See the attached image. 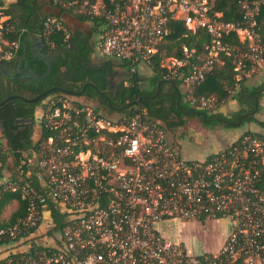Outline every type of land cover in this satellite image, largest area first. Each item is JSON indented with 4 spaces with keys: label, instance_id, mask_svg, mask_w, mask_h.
Instances as JSON below:
<instances>
[{
    "label": "built area",
    "instance_id": "2783aa9c",
    "mask_svg": "<svg viewBox=\"0 0 264 264\" xmlns=\"http://www.w3.org/2000/svg\"><path fill=\"white\" fill-rule=\"evenodd\" d=\"M1 1L0 61L6 62L19 42L8 37L13 29L4 26L10 16ZM43 1L58 11L45 19V36L68 35L62 11L95 21V52L126 61L131 73L151 71L174 22L193 32L206 30L208 52L195 55L184 47L182 59L162 62L199 110L216 100L197 102L192 91L220 56L238 57L236 85L264 66V0L242 3L247 26L223 21L213 11L214 0ZM232 33L247 44L239 56L224 42ZM41 120L47 135L31 153L28 172H35L39 189L22 187L27 213L0 229V264H264V129L245 132L204 159H189L168 128L145 112L112 118L80 99L51 97ZM17 188L14 182L11 189ZM49 201L64 216L60 229L47 210ZM221 219L231 231L216 254H193L159 230L173 220Z\"/></svg>",
    "mask_w": 264,
    "mask_h": 264
},
{
    "label": "trees",
    "instance_id": "16d2710c",
    "mask_svg": "<svg viewBox=\"0 0 264 264\" xmlns=\"http://www.w3.org/2000/svg\"><path fill=\"white\" fill-rule=\"evenodd\" d=\"M246 1L253 0H214L213 11L222 13V20L225 22H241L243 26H247L248 22L243 17L245 11L242 8V3ZM1 6L10 16V19L4 23L5 27L10 24L13 29L8 36L9 39L19 42V49L13 58L5 63L14 71L25 70L29 74L27 81L14 85L9 83V86L15 88L18 94L20 93L25 98L33 99L48 91L46 97L84 98L88 102L92 101L94 106L98 110H102L108 117L113 118L136 111L145 112L149 117L162 122L169 131V128L183 126L182 119L191 116L200 117L205 124H208L202 113H205L207 118L225 119L219 113L199 110L192 106L190 101L184 102L183 99L186 95L181 92L182 80L171 79L168 69L162 66L163 60L168 57L182 59L184 47L189 50L194 49L195 55L208 52L211 37L206 30L201 29L193 32L188 30L182 21L174 22L172 24L174 33L159 45L151 68V75L145 77L139 73H131L126 68L128 66L126 61L104 60L89 66L91 57L95 53V37L99 26L95 21L74 18L77 22L88 23L91 26L89 31L69 29L68 35L64 32H57L45 36L43 33L44 21L48 16L58 15L55 8L43 0H14L12 3L4 0L1 1ZM61 14L64 12L62 11ZM259 26L261 27L259 32L264 39V17L259 18ZM224 42L235 48L237 56L247 51V44L240 41L237 34L232 33L225 37ZM237 58L223 55L220 57L222 65L214 61L212 68L207 72L206 80L193 89L192 95L197 100L203 97H213L218 104L228 98L235 99L242 109L234 119L226 120L236 123L244 113L251 112V114L242 118L239 125L221 123L229 127H241L244 123H257L264 129V121H259L254 116L260 108L258 100L255 99L262 97L260 91L264 87L260 89L248 88L244 87L245 83L239 89L235 87L237 82L235 61ZM114 68L124 70L128 75L126 81L116 86H112L111 82ZM245 80L243 79V82ZM158 87L159 92L156 94ZM11 88L4 91L3 98L11 94ZM59 89L67 90L71 94ZM230 90L235 91L230 92ZM132 102L134 104L130 108L121 112L116 111V109ZM8 107V105L0 107V116L11 115ZM41 127L40 137L33 152L40 148L41 137L47 135L44 127ZM6 146L17 159V164L23 165L24 173L20 182L13 178L18 184L16 191H13L11 187L0 186V229L13 225L27 213V203L22 196V187L29 185L34 189H39L35 172L32 171L30 175L27 173L30 169L29 159L32 152L28 149L31 147V143L28 142L27 145H21L20 142L18 144L10 143ZM6 160L5 155L1 156L3 164L6 163ZM13 201L18 203L17 210L8 220L2 219L3 210ZM47 210L51 213L56 229H60L63 226L64 218L60 209L49 201Z\"/></svg>",
    "mask_w": 264,
    "mask_h": 264
},
{
    "label": "rangeland",
    "instance_id": "374dc122",
    "mask_svg": "<svg viewBox=\"0 0 264 264\" xmlns=\"http://www.w3.org/2000/svg\"><path fill=\"white\" fill-rule=\"evenodd\" d=\"M74 20H72L70 24H67L69 29H80L85 32L89 31L91 26L88 23L85 24L76 22V20ZM220 57V62L218 63L219 65H222L223 62L222 60H220ZM104 60V57H102V55L97 50L91 57V63L93 64L101 63ZM144 69L149 71L150 73L146 74L145 72H141L140 75L149 77L151 75V71L147 67H144ZM141 71H143V69ZM127 78L128 75L126 72L121 74L120 76L114 77L112 79V86H116L117 84L126 81ZM243 84L245 85L244 87L248 88L255 87L260 89L264 87V66L259 74L253 75L252 77L246 79L244 82L242 81L238 85H235V87L239 89ZM232 91L235 90H230V92ZM181 92L182 94L186 95L183 99L184 102H191L192 99H189L191 94L188 88L181 87ZM260 92L262 94V97L260 99H257L260 108L259 111L254 114V116L259 121H264V88ZM51 97L54 96L47 97L45 102L48 99H51ZM200 99L197 100V102H199ZM80 100L89 103L90 105H95L92 101L88 102L84 98ZM241 109L242 107L237 100L228 98L227 100L219 104L215 101L210 109H208L209 111H207L209 113H219L225 119H234ZM182 120L184 121L183 126H175L169 129L174 143H181L183 155L189 159H204L206 154H211L212 152H214L213 150L216 147H218L219 149L227 147L230 143L233 142H231L230 140L234 139L238 135L240 136L241 134L248 131H262L260 125H258L257 123H244L241 127H229L223 123L205 124L201 120V118L197 116H191ZM0 154V186L2 185L6 188H10L12 187L14 182H16L13 180V178L18 179L17 182H20V180L22 179V174L19 172L17 159L14 157L12 152L9 151L6 143L1 139V137ZM3 155H5L7 158L5 164H3V162L1 161V156ZM29 162L31 164V162L33 163V160L30 159ZM16 205L17 204L13 202L5 207L6 209H4L2 213V216L4 218L2 219L8 220L11 217L12 213L17 210L18 206ZM171 223H173L175 226L173 227L174 230L171 231L174 233L179 231V237L181 235L187 240L186 244L189 245L194 254H214L215 252H218V250L224 244L223 240L231 231L230 224L226 219H221L218 221H208L206 223H200L195 220H173V222Z\"/></svg>",
    "mask_w": 264,
    "mask_h": 264
},
{
    "label": "flooded vegetation",
    "instance_id": "af4514ba",
    "mask_svg": "<svg viewBox=\"0 0 264 264\" xmlns=\"http://www.w3.org/2000/svg\"><path fill=\"white\" fill-rule=\"evenodd\" d=\"M94 65L93 63H89V66ZM119 70V71H116ZM125 73L124 70L114 68L113 75L111 77V82L114 77L120 76ZM19 74V76H17ZM28 75L25 70H16L13 68L6 66H0V107L8 105V109L11 112L9 116H0V137L6 144H18L27 145V143H31V147L28 149L30 152H33V148L35 147L36 142L39 140L40 130L42 126V114L45 106V98L41 100H37L36 102H29V98H25L15 88H11L9 83L16 84L18 82L27 81ZM11 88V94L3 98V93L7 89ZM43 94V93H42ZM40 94V95H42ZM39 95V96H40ZM38 97V96H37ZM257 100V99H255ZM8 111V110H7ZM8 111V112H9ZM251 112L244 113L242 117H239L236 123L232 121L222 119V118H204L209 124L213 123H221L225 124H236L239 125L241 123L242 118L249 116ZM39 129V131H38ZM23 165H19L18 169L21 174L24 173ZM29 172V169L27 173Z\"/></svg>",
    "mask_w": 264,
    "mask_h": 264
},
{
    "label": "crops",
    "instance_id": "0c3cea01",
    "mask_svg": "<svg viewBox=\"0 0 264 264\" xmlns=\"http://www.w3.org/2000/svg\"><path fill=\"white\" fill-rule=\"evenodd\" d=\"M6 2H8V3H12L14 0H5ZM62 18H63V20L65 21V23L66 24H70L71 23V21L72 20H74V18L72 17V16H70V15H68V14H63L62 15ZM75 21V20H74ZM77 22V21H76ZM142 72H145L146 74H149L150 72L149 71H147V70H145V69H143V71ZM239 137V135L237 136V137H235L234 139H231L230 141L232 142V141H234L235 139H237ZM179 145L181 146V143H179ZM181 150H182V147H181ZM218 150H220L218 147H216L213 151L214 152H216V151H218ZM182 152H183V150H182ZM213 153V152H212ZM211 153V154H212ZM210 155V153L209 154H206V156L204 157V158H206V157H208ZM11 180V179H10ZM14 203H16L17 205L16 206H18V203L16 202V201H13ZM13 202H11V203H13ZM10 203V204H11ZM9 204V205H10ZM6 209V208H5ZM51 216V215H50ZM1 218H4L2 215H1ZM171 222H173V221H168V222H164V223H162V224H160L159 225V230L161 231V233H162V235L164 236V237H166L167 239H170V240H172L173 242H176V243H181V244H183L191 253H193L194 254V252L191 250V248L189 247V245H187L186 244V242H187V240L185 239V238H183V236H181L180 235V237H179V231L178 232H172L171 230H174L173 229V227H175L174 226V224H175V222H174V224L173 223H171ZM45 229V226L43 227V230ZM228 236V235H227ZM227 236L225 237V239L223 240V242L225 243V241H226V238H227ZM223 244V243H222ZM221 249V248H220ZM219 249V250H220ZM219 250H218V252H219ZM218 252H215L214 254H216V253H218ZM197 254V253H196Z\"/></svg>",
    "mask_w": 264,
    "mask_h": 264
},
{
    "label": "water",
    "instance_id": "95a60500",
    "mask_svg": "<svg viewBox=\"0 0 264 264\" xmlns=\"http://www.w3.org/2000/svg\"><path fill=\"white\" fill-rule=\"evenodd\" d=\"M0 66H6V63H5L4 61H0ZM52 90H55V89H52ZM59 90L62 91V92H65V93L71 94V93H70L69 91H67V90H64V89H59ZM158 92H159V87H158V89H157L156 94H158ZM48 93H49V91L43 93L42 95H40V96H38V97L33 98L32 100H29V102H36L37 100H41V99L45 98V96H46ZM80 94H81V93H80ZM5 102H8V100L5 101ZM5 102L1 103L0 106H1L2 104H4ZM133 104H134L133 102H132V103H128V104H126L125 106L116 109V111H117V112H121V111H123V110H126V109L130 108L131 106H133ZM197 114H199V113H197ZM202 116H203L205 119L207 118V116H206L205 113H202Z\"/></svg>",
    "mask_w": 264,
    "mask_h": 264
}]
</instances>
